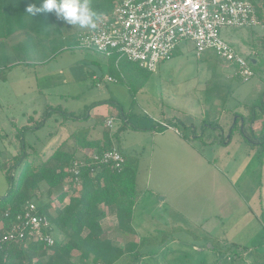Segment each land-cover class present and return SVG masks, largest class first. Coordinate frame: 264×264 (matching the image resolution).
Listing matches in <instances>:
<instances>
[{"label": "rangeland", "instance_id": "obj_1", "mask_svg": "<svg viewBox=\"0 0 264 264\" xmlns=\"http://www.w3.org/2000/svg\"><path fill=\"white\" fill-rule=\"evenodd\" d=\"M65 29L66 34L72 35L67 42L60 43L55 53L49 48L33 57L19 50L21 46L14 49L20 39L6 43L7 52L18 58L20 64L4 68L7 79L0 78V165L21 151L23 141L35 143L41 139L39 144L45 143L46 149L51 151L74 131L79 134L93 129L101 134L107 129L118 131L125 122L122 111L114 116L111 128L106 127L105 119L104 124H98L88 116L92 104L106 100L123 110L129 123L119 137L114 138L115 145L127 152V157L138 160L137 182L140 195L144 196L137 206L134 221L138 232L132 237L138 239L161 230H175L170 234L167 247L143 249L147 255L140 264H218L219 261L264 264V147L258 143L264 115L256 120L258 141L251 136L250 142L241 131L242 115L248 122L246 105L259 96L264 80L255 75L243 81L236 74V68L213 49L198 55L190 40H181L174 56L158 65L155 71L126 57L120 59L117 66L118 55L108 57L76 46L77 35L73 33L81 32L80 27L67 25ZM263 35L261 24L221 29L222 38L246 56L254 53L253 44ZM34 48L38 49L35 45L31 51ZM97 64L103 72L99 80L91 74V65ZM109 75L116 80H109ZM111 95L114 102L109 100ZM203 106H212L215 118L210 117L209 111L208 117L198 111L182 112L183 107L199 110ZM238 116L239 126L233 128L229 145L228 137ZM160 120L172 128L161 126ZM156 126L165 133L154 137L152 131ZM174 128L193 137L196 134L195 145L205 157L198 159L173 142L169 130ZM253 129H256L254 125ZM83 151L79 148L78 158ZM9 188L6 174L0 169V198ZM64 188L67 184L53 189L43 201L63 205L58 194ZM220 188L223 194L220 190L217 193ZM218 194L230 197L233 214L207 222L212 220ZM164 195V204L155 205L154 202L161 203ZM67 201L68 198L64 203ZM36 204H40L39 201ZM231 222H235L234 229L228 227ZM105 226L109 235L115 234V244L124 246L126 239L116 235V222L106 221ZM53 234L56 238L62 235L59 231ZM214 238L223 249L240 243L255 251L234 261L225 252L210 248ZM255 258L258 260L254 261ZM125 263L123 259L117 264Z\"/></svg>", "mask_w": 264, "mask_h": 264}, {"label": "trees", "instance_id": "obj_2", "mask_svg": "<svg viewBox=\"0 0 264 264\" xmlns=\"http://www.w3.org/2000/svg\"><path fill=\"white\" fill-rule=\"evenodd\" d=\"M251 1L256 7L260 24L264 26V0ZM31 2L33 0H0V42H9L22 32L36 37L51 33L47 32L46 28L54 14L43 13L32 17L26 12ZM41 2L42 0H36L37 5ZM90 2L98 18L113 9V2L110 3L109 0H90ZM82 32L83 30L73 33L77 35V43ZM65 35L70 37L72 33ZM253 48L254 53L248 55V58L255 74L264 80V35L257 39ZM53 49L55 53L59 48ZM122 58L125 57H117V63ZM2 70L4 68H0V78L6 80L7 74ZM91 74L99 79L93 70ZM104 103L108 102L106 100L95 102L90 109ZM246 106L249 110L248 122L246 116L242 115L244 125L241 131L246 139L252 142L250 134L254 133L253 125L260 115H264V89L251 104L248 103ZM121 111L125 122L116 132L107 129L101 135L94 137L91 130L86 131L85 134L74 131L51 151L46 149L45 143L39 144L41 139L36 140L35 143L23 141L21 151L1 163L0 169L5 172L10 188L8 193L0 198V236L3 228L14 223L16 216L29 201H39L40 213L48 216L52 230L59 231L62 235L61 238H56L55 244L51 246L42 242H0V264H117L123 259H126L125 264H140L147 255L143 252L145 246L167 247L170 234L175 230H161L162 232L158 234L144 235L138 239L132 237L135 233L134 210L140 197L137 189L138 160L136 158L127 157L123 153L126 162L121 170L113 168L108 163L87 158L80 165L77 175L81 184L78 187L74 185L77 176L72 169L79 160L77 156L79 148L96 149L98 152L113 148L114 138L119 137L121 130L127 128L129 124L123 110L117 108L111 114L118 116ZM70 116L78 118L75 115ZM97 123L104 124L103 119L98 120ZM238 126L237 119L231 128V136L233 128ZM259 136L261 141L258 143L264 147V126ZM70 140L73 141L70 143ZM66 183L69 186L58 194V199L63 205H52L50 200L43 201L46 194L50 196L53 189ZM67 198V203H64ZM108 212L117 216L118 226L124 232L126 239L124 247L114 244L104 230L101 221ZM210 248L217 252H225L234 261L242 259L247 252L255 251L235 243L223 249L215 238ZM218 264L223 263L219 261Z\"/></svg>", "mask_w": 264, "mask_h": 264}, {"label": "built area", "instance_id": "obj_3", "mask_svg": "<svg viewBox=\"0 0 264 264\" xmlns=\"http://www.w3.org/2000/svg\"><path fill=\"white\" fill-rule=\"evenodd\" d=\"M96 23L95 29L79 34L78 48L108 57H126L155 71L161 62L174 56L181 40H190L198 55L213 49L236 68V74L243 81L256 75L248 56L221 36V29L225 26L260 25L251 0H113V9L100 15ZM113 122L111 117L105 125L111 128ZM160 125L172 128L163 121ZM87 158L108 163L119 170L126 162L123 152L116 146L102 152L87 148L72 169L76 176ZM80 184L77 176L74 185L78 187ZM53 233L48 216L40 213L35 201H29L14 223L3 228L0 242H42L51 246L56 242Z\"/></svg>", "mask_w": 264, "mask_h": 264}, {"label": "crops", "instance_id": "obj_4", "mask_svg": "<svg viewBox=\"0 0 264 264\" xmlns=\"http://www.w3.org/2000/svg\"><path fill=\"white\" fill-rule=\"evenodd\" d=\"M97 22V21H96ZM67 26V24H65L64 22H62V21H59V20H57L56 19V17L54 16V15H52V19H51V21L49 22V25H48V28H46V30H47V32H51V33H49V34H45V35H43V36H41V37H36L35 35H28V34H26V33H24V32H22V33H20V34H18L16 37H13L11 40H9V42L10 43H12L13 41H16V40H14V39H20V40H17V45L16 44H14V49H19V46H21V49H19V50H23L24 52H29V54H32L33 55V57H36V55H38V54H41V52H45L46 51V49H49L50 48V50H51V53H53L54 52V49L53 48H59V45H60V43L62 42V41H66L67 42V39H68V37L65 35V33L63 34V32L66 30L65 29V27ZM58 27H60V29L58 28ZM90 28H81L80 30H83V31H86V30H89ZM57 30H59L58 31V33H56V31ZM62 30V31H61ZM50 36H52V37H50ZM52 38V39H50V38ZM71 41V40H70ZM7 42H0V68H6V69H8V67H12V66H15V65H18V64H20V61H18V58L16 59L15 57H12V53H9V52H7V50H6V46H7V44H6ZM52 43V44H51ZM35 45H36V48H38V49H33L32 51H31V47H35ZM54 46V47H53ZM71 46V45H70ZM40 47H42V50H39V48ZM28 50H30V51H28ZM16 54V53H15ZM14 55V54H13ZM167 61V60H166ZM166 61H163V62H161L160 64H162V63H165ZM5 64H7L6 66H5ZM119 63H117V66H119L118 65ZM159 64V65H160ZM100 68H101V66H100ZM102 69V68H101ZM102 75H103V72H102ZM109 77H111L110 75L108 76V78ZM93 78L95 79V80H99L98 79V77H96V76H93ZM113 78V77H112ZM116 79H113V80H111V81H115ZM98 82V81H97ZM228 95V94H227ZM114 97L111 95V97H110V99L109 100H111V101H113L112 99H113ZM114 102V101H113ZM113 104H115V103H113ZM188 106V105H187ZM184 108V110L182 111L183 113H189V114H192L193 112L194 113H196V111H198V112H200L201 114H203V115H205L206 117H208V111L209 112H211V115H210V117L212 118H215V116L213 115V113H212V110H213V107L211 106V107H204L203 106V109L201 108V109H199V110H195V109H193L192 107H190V108H187V107H183ZM117 108L115 107V105H112V104H109V103H104V104H101V105H98V106H95V107H93V108H91L90 109V114L88 115L90 118H93V119H95V120H97V122H98V120H100V119H105L106 121L109 119V118H111V117H113L114 118V116L111 114L112 113V111L113 110H116ZM248 111V110H247ZM174 113H178L176 110H174L173 111ZM179 112L181 113V111L179 110ZM239 118V116L237 117V119ZM237 119H235L234 120V123L236 122V120ZM160 122H161V120L160 121H158V124H160ZM177 122V121H176ZM242 122H243V120H242ZM254 126L256 127V129L254 130V133L253 134H250L251 136H253V137H255V139H256V141H258V137H257V133H259L258 132V127H257V123H255L254 124ZM107 127V126H106ZM194 128V132H196V127L194 126L193 127ZM175 129V128H174ZM92 131V135L94 136V137H96V136H99V135H101V133L100 132H97L96 133V131H95V129H93V130H91ZM104 131V130H103ZM102 131V132H103ZM172 134H171V140L173 141V142H176L178 145H180L182 148H184V149H186L187 150V153L188 154H192V155H194V156H196V157H198V159H200V157H205V155H204V153L201 151V149H199L196 145H195V138L196 137H198L196 134L194 135V137L193 136H191V135H187L186 133H181V131L179 130V129H175V130H173V129H171V130H169ZM153 132V136L154 137H156L158 134H162V133H165V130H162V129H160L159 127H155V130H153L152 131ZM231 133V132H230ZM222 134L223 135H225L226 134V132L225 131H223L222 132ZM114 141V140H113ZM228 142H229V145L232 143V136L230 135L229 137H228ZM114 146H116L115 145V143H114ZM117 147V146H116ZM120 151H122L123 153H125V154H127V152H125L123 149L121 150L119 147H117ZM85 149H87V148H85ZM84 149V150H85ZM164 151H166V149L164 150ZM161 153H166V152H161ZM212 165V164H211ZM214 165V164H213ZM212 165V166H213ZM216 169V168H215ZM262 169V168H261ZM223 173V172H222ZM224 174V173H223ZM137 189H138V191H139V184H138V182H137ZM220 190V193H222L223 194V189L222 188H220V189H217L216 191H217V193H218V191ZM140 192V191H139ZM140 194H141V192H140ZM219 195V194H218ZM229 195V194H228ZM143 194L142 195H140V197H139V199H138V201H137V203H136V206H135V210H134V218H133V226H134V221H135V216H136V210H137V206L140 204V201L142 200V198H143ZM161 200L162 201H160L161 203H155L154 202V204L155 205H157V206H162L161 204H164V202L166 201V195H164L162 198H161ZM250 209V208H249ZM231 210V208H230V197L229 196H222L221 197V194L219 195V201H218V203L216 204V206H215V210L213 211V215L211 216L212 217V220H207V222H209V221H212V222H214V221H217L218 220V218H224L226 215H231V214H233L232 212L233 211H230ZM251 214V213H250ZM139 216V215H138ZM255 219H257V216L255 217ZM113 220L116 222V224H117V232H116V235H118V236H120V235H122V236H124V232L119 228V226H118V219H117V216L116 215H114V214H112V213H110V212H108L107 213V215L102 219V225H103V227H104V230H105V232H106V234L108 235V237L109 238H111L112 240H113V236L115 235H113V236H111V235H109L108 233H107V229H106V226H105V222L107 221V222H110V223H112L113 222ZM253 220H252V218H250V224H251V222H252ZM140 226V225H139ZM228 227L229 228H231V229H234L236 226H235V222H231V224H228ZM134 228H135V233L134 234H136V232H138V229L134 226ZM210 230H212V229H206V231H208V232H210ZM225 231H227V230H225ZM115 233V232H114ZM125 237V236H124ZM136 238V237H135ZM114 242V241H113ZM114 244H115V242H114ZM235 244H238V243H235ZM117 245V244H116ZM238 245H241L242 246V244H238ZM118 246H120V247H124V246H122V245H118ZM244 246V245H243ZM150 247H153V246H145V248H150ZM145 248H144V250H145ZM160 248V247H159ZM164 248V247H163ZM144 252V251H143Z\"/></svg>", "mask_w": 264, "mask_h": 264}, {"label": "clouds", "instance_id": "obj_5", "mask_svg": "<svg viewBox=\"0 0 264 264\" xmlns=\"http://www.w3.org/2000/svg\"><path fill=\"white\" fill-rule=\"evenodd\" d=\"M26 12L32 17L52 13L57 20L70 26L90 29L97 27L98 14L91 7L90 0H42L39 5L33 0L28 4Z\"/></svg>", "mask_w": 264, "mask_h": 264}, {"label": "water", "instance_id": "obj_6", "mask_svg": "<svg viewBox=\"0 0 264 264\" xmlns=\"http://www.w3.org/2000/svg\"><path fill=\"white\" fill-rule=\"evenodd\" d=\"M91 69L96 72L99 77L102 76V70L98 65H91Z\"/></svg>", "mask_w": 264, "mask_h": 264}]
</instances>
